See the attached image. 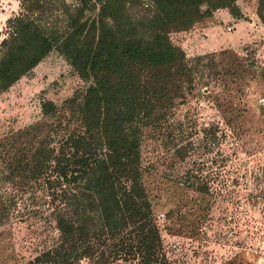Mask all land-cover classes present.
<instances>
[{
  "label": "trees",
  "instance_id": "obj_1",
  "mask_svg": "<svg viewBox=\"0 0 264 264\" xmlns=\"http://www.w3.org/2000/svg\"><path fill=\"white\" fill-rule=\"evenodd\" d=\"M235 2L20 0L0 39V94L53 49L85 83L59 105L43 102L39 121L0 136V225L51 219L59 235L28 264H169L142 141L168 135L176 111L211 81L236 78L218 70L224 52L189 59L170 40L205 18L201 6ZM256 15L264 25V0Z\"/></svg>",
  "mask_w": 264,
  "mask_h": 264
},
{
  "label": "rangeland",
  "instance_id": "obj_2",
  "mask_svg": "<svg viewBox=\"0 0 264 264\" xmlns=\"http://www.w3.org/2000/svg\"><path fill=\"white\" fill-rule=\"evenodd\" d=\"M258 1L236 0L229 10L201 6L199 25H211L210 36L170 34L189 59L224 52L218 70L237 76L211 81L201 97L176 111L168 135L148 132L142 141L143 182L169 264H264V25ZM19 10L20 0H0V39ZM84 86L53 49L0 94V136L39 121L43 102L59 105ZM9 221L0 225V264H28L57 243L51 219Z\"/></svg>",
  "mask_w": 264,
  "mask_h": 264
},
{
  "label": "crops",
  "instance_id": "obj_3",
  "mask_svg": "<svg viewBox=\"0 0 264 264\" xmlns=\"http://www.w3.org/2000/svg\"><path fill=\"white\" fill-rule=\"evenodd\" d=\"M213 14V17L214 15H216L215 13H212ZM212 17V20L214 19ZM213 24V23H211ZM196 31L200 32V35H203V36H210V34L212 33L213 31V28H211V25H202V24H198L196 26H194L192 29L186 31V32H179V33H174L176 36H186V35H190L192 33H195ZM213 34V33H212ZM199 40L201 41H206V40H210V38H200ZM215 41V40H214ZM179 47H181V49L183 50L184 48L182 47V44L181 43H176ZM184 51V50H183Z\"/></svg>",
  "mask_w": 264,
  "mask_h": 264
},
{
  "label": "built area",
  "instance_id": "obj_4",
  "mask_svg": "<svg viewBox=\"0 0 264 264\" xmlns=\"http://www.w3.org/2000/svg\"><path fill=\"white\" fill-rule=\"evenodd\" d=\"M232 29V27H228V31H230Z\"/></svg>",
  "mask_w": 264,
  "mask_h": 264
}]
</instances>
